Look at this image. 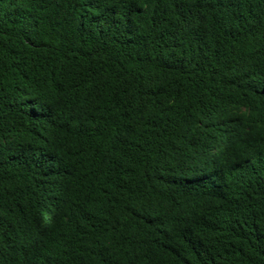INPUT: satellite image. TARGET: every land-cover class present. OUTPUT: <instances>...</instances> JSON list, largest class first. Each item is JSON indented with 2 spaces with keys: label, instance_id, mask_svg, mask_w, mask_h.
<instances>
[{
  "label": "trees",
  "instance_id": "1",
  "mask_svg": "<svg viewBox=\"0 0 264 264\" xmlns=\"http://www.w3.org/2000/svg\"><path fill=\"white\" fill-rule=\"evenodd\" d=\"M0 264H264V0H0Z\"/></svg>",
  "mask_w": 264,
  "mask_h": 264
}]
</instances>
